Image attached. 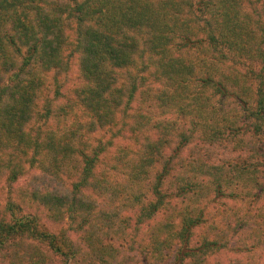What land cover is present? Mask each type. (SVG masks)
<instances>
[{"label":"trees","instance_id":"16d2710c","mask_svg":"<svg viewBox=\"0 0 264 264\" xmlns=\"http://www.w3.org/2000/svg\"><path fill=\"white\" fill-rule=\"evenodd\" d=\"M1 187L0 264H264V0H0Z\"/></svg>","mask_w":264,"mask_h":264},{"label":"rangeland","instance_id":"374dc122","mask_svg":"<svg viewBox=\"0 0 264 264\" xmlns=\"http://www.w3.org/2000/svg\"><path fill=\"white\" fill-rule=\"evenodd\" d=\"M28 173H26L23 177H22V179L20 180V181H23V180H26L27 178H28ZM20 183V182H19ZM4 197H6V194H5V188L4 187H1V191H0V204H2L3 203V201L4 200H2V199H4Z\"/></svg>","mask_w":264,"mask_h":264}]
</instances>
